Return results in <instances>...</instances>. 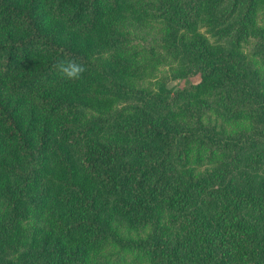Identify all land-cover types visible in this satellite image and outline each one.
I'll use <instances>...</instances> for the list:
<instances>
[{"label":"trees","instance_id":"obj_1","mask_svg":"<svg viewBox=\"0 0 264 264\" xmlns=\"http://www.w3.org/2000/svg\"><path fill=\"white\" fill-rule=\"evenodd\" d=\"M250 32L264 64V0H0V264H108L106 245L138 264H264ZM128 33L144 47L94 55ZM69 59L81 79L58 74ZM165 72L199 79L169 90Z\"/></svg>","mask_w":264,"mask_h":264},{"label":"rangeland","instance_id":"obj_2","mask_svg":"<svg viewBox=\"0 0 264 264\" xmlns=\"http://www.w3.org/2000/svg\"><path fill=\"white\" fill-rule=\"evenodd\" d=\"M261 22V20L257 19V23ZM212 26V25H210ZM208 24H204V22L200 23V25L197 26V31L203 35L204 37L208 38L211 42L221 43L225 45L227 43L225 38H221L219 34L215 32L214 27H210ZM71 32V31H70ZM128 39L121 41L122 45L117 43H111V44H104L100 45L99 42L96 39H92V46L94 50V55L102 62H110L114 58L123 57L124 55L121 54H127V52H130V47L132 48H143L144 46H140L139 44L143 43L142 41H139L133 38L135 35L132 33H128ZM86 37L80 36V34L77 35L76 40L77 42H83ZM254 39V34L252 32L249 33V37L245 38L241 41L240 47L238 48V52L240 54V58L246 66H257L260 73L264 77V64L256 58V56L252 52V40ZM146 41H144L145 43ZM138 52V51H135ZM127 57H130V55H127ZM132 57V56H131ZM184 75L181 76H174L173 74L170 75L168 72H165L162 76L163 84L169 88V90L176 89L178 87L184 86L187 81H197L199 79V74L194 73L190 74L188 72L183 73ZM165 79V82L164 80ZM216 106V105H215ZM214 108L220 111H217L221 113V110H224L222 107L216 106ZM227 122L222 123L221 125H226ZM232 126L233 124L230 123ZM230 125L228 126V129L230 128ZM123 240V239H122ZM122 240L118 238V242L120 243ZM126 246H110L106 245V247L100 251V255L102 257L103 262H107L108 264H138V261L140 260V257L135 256V251L130 249H124Z\"/></svg>","mask_w":264,"mask_h":264},{"label":"clouds","instance_id":"obj_3","mask_svg":"<svg viewBox=\"0 0 264 264\" xmlns=\"http://www.w3.org/2000/svg\"><path fill=\"white\" fill-rule=\"evenodd\" d=\"M55 67L60 77L65 80H79L86 71L85 65L77 62L76 59L61 61Z\"/></svg>","mask_w":264,"mask_h":264}]
</instances>
